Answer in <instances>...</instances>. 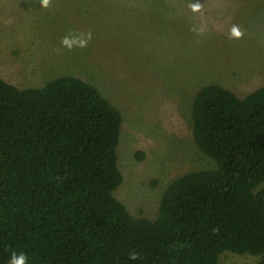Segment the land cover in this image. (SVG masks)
Segmentation results:
<instances>
[{"label":"trees","instance_id":"1","mask_svg":"<svg viewBox=\"0 0 264 264\" xmlns=\"http://www.w3.org/2000/svg\"><path fill=\"white\" fill-rule=\"evenodd\" d=\"M190 116L216 166L181 174L155 218L137 217L113 194L122 115L102 92L70 75L0 76V264H218L223 251L264 264V84L202 85Z\"/></svg>","mask_w":264,"mask_h":264},{"label":"rangeland","instance_id":"2","mask_svg":"<svg viewBox=\"0 0 264 264\" xmlns=\"http://www.w3.org/2000/svg\"><path fill=\"white\" fill-rule=\"evenodd\" d=\"M233 25L241 38L230 36ZM62 75L91 83L120 111L123 179L113 194L153 219L172 180L216 166L192 139L194 93L218 83L242 95L264 84V0H0V76L39 87ZM258 258L223 251L218 264Z\"/></svg>","mask_w":264,"mask_h":264},{"label":"clouds","instance_id":"3","mask_svg":"<svg viewBox=\"0 0 264 264\" xmlns=\"http://www.w3.org/2000/svg\"><path fill=\"white\" fill-rule=\"evenodd\" d=\"M49 3H50V0H40V4L43 7H48ZM192 7H193L194 11H198L200 9V5L199 4L193 5ZM201 31H203V30L201 29ZM230 36L232 38L239 39V38H241L243 36V32L239 29L238 26L233 25L232 28L230 29ZM88 38L89 39L91 38V34L90 33L88 34ZM62 44L67 46L69 49H71V47H72V42H70L67 37H65L62 40ZM86 44H87L86 40H80L78 42V46H80V47H85ZM131 258L135 259L136 258L135 254H132ZM24 259L25 258H24L23 255L16 256L15 254H13V256L11 258V264H24Z\"/></svg>","mask_w":264,"mask_h":264}]
</instances>
